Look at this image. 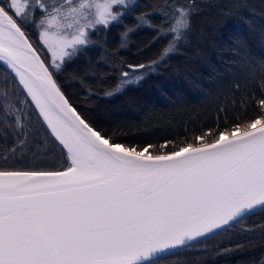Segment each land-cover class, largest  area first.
I'll return each instance as SVG.
<instances>
[{"label": "snow or ice", "instance_id": "obj_1", "mask_svg": "<svg viewBox=\"0 0 264 264\" xmlns=\"http://www.w3.org/2000/svg\"><path fill=\"white\" fill-rule=\"evenodd\" d=\"M171 7V26L157 31L156 39L172 35L161 59L186 37L194 12L192 4ZM130 8V0H0V62L65 155L56 169L0 168V264H160L264 210V84L253 101L254 119L228 130L217 118L215 130L167 151L160 149L169 142H118L115 130L92 122L62 90L55 70L94 44L93 32L122 24ZM137 20V28L153 27L147 14ZM132 31L121 34L122 47ZM236 46L245 51L246 42ZM241 59L253 75L264 71V57L245 52ZM157 63L122 61L119 82L106 94L138 83ZM16 121L23 131L19 116ZM26 143L18 137L8 151L23 158Z\"/></svg>", "mask_w": 264, "mask_h": 264}, {"label": "trees", "instance_id": "obj_2", "mask_svg": "<svg viewBox=\"0 0 264 264\" xmlns=\"http://www.w3.org/2000/svg\"><path fill=\"white\" fill-rule=\"evenodd\" d=\"M173 4L194 5L190 31L161 59L172 35L156 39L157 31L171 26ZM145 14L153 27L137 28V18ZM129 28L134 31L122 47L121 34ZM27 31L36 45V32L31 26ZM91 39L95 43L71 62L62 63L55 75L78 111L100 128L110 133L115 130L118 142L137 147L169 142L168 148L160 149L167 151L193 143L194 136L209 127L215 130L217 118L221 128L231 130L233 124L246 123L258 115L253 101L261 96L264 71L257 69L253 75L241 57L245 52L264 57V0H135L122 24L114 22L106 32H93ZM241 41L246 42L245 51L236 46ZM38 51L45 57L43 49ZM153 60L158 61L155 70L143 74L138 83L106 94L119 82L122 61L148 64ZM17 116L23 131L17 130ZM18 137L27 141L23 158L19 152L8 151ZM64 163V153L48 139L31 102L12 74L0 65V168L51 170L37 165L56 169ZM261 225L264 210L160 264H260L264 259ZM225 249L231 251L225 253Z\"/></svg>", "mask_w": 264, "mask_h": 264}, {"label": "water", "instance_id": "obj_3", "mask_svg": "<svg viewBox=\"0 0 264 264\" xmlns=\"http://www.w3.org/2000/svg\"><path fill=\"white\" fill-rule=\"evenodd\" d=\"M0 65H1L3 68H5L8 72H10V74H12V76L15 78V80H16L17 83L19 84L18 78L15 77V74L12 73L10 70H8V69L6 68V66L3 64V62H0ZM19 86L21 87V89L23 90V92H24L25 95H26V91L23 89V86L20 85V84H19ZM26 97H27V95H26ZM27 98H28L29 101H31V98H30V97H27ZM31 104H32V106L34 107L35 111H36L37 114H38V110L35 108V105H34L33 103H31ZM38 116H39V114H38ZM39 118L42 120L41 117H39ZM42 122H43V121H42ZM43 123H44V122H43ZM44 125H45V124H44ZM45 127H46V125H45ZM258 210H260V209H257L256 211H258ZM210 236H212V235H210ZM210 236H209V237H210ZM201 240H204V239L202 238ZM195 243H197V242H193V244H195Z\"/></svg>", "mask_w": 264, "mask_h": 264}, {"label": "rangeland", "instance_id": "obj_4", "mask_svg": "<svg viewBox=\"0 0 264 264\" xmlns=\"http://www.w3.org/2000/svg\"><path fill=\"white\" fill-rule=\"evenodd\" d=\"M135 0H130V4H132L133 2H134ZM38 17H39V13H38ZM45 52V54H46V49H43ZM49 56H50V54H48ZM62 64V63H61ZM54 67V66H53ZM37 167H44V168H49V169H53L54 167L53 166H51V165H47V164H39V165H37Z\"/></svg>", "mask_w": 264, "mask_h": 264}]
</instances>
